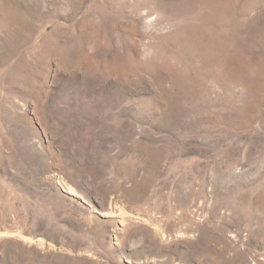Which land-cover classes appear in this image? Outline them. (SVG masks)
Returning <instances> with one entry per match:
<instances>
[{
	"label": "rangeland",
	"instance_id": "obj_1",
	"mask_svg": "<svg viewBox=\"0 0 264 264\" xmlns=\"http://www.w3.org/2000/svg\"><path fill=\"white\" fill-rule=\"evenodd\" d=\"M0 264H264V0H0Z\"/></svg>",
	"mask_w": 264,
	"mask_h": 264
}]
</instances>
